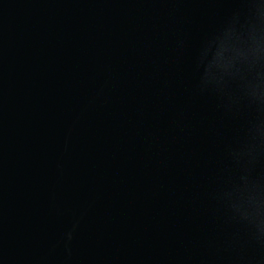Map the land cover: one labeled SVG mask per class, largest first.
<instances>
[{
	"label": "water",
	"instance_id": "95a60500",
	"mask_svg": "<svg viewBox=\"0 0 264 264\" xmlns=\"http://www.w3.org/2000/svg\"><path fill=\"white\" fill-rule=\"evenodd\" d=\"M262 23L264 0H0V264H264V65L234 46Z\"/></svg>",
	"mask_w": 264,
	"mask_h": 264
},
{
	"label": "clouds",
	"instance_id": "9594fccd",
	"mask_svg": "<svg viewBox=\"0 0 264 264\" xmlns=\"http://www.w3.org/2000/svg\"><path fill=\"white\" fill-rule=\"evenodd\" d=\"M234 46L240 49L247 63L251 65H264V28L259 30L256 28L244 38L238 40ZM253 79H259L260 82L254 85L251 81L249 87L252 91V95L259 100H264V73L258 71ZM261 136L262 142L259 146L264 147V133H261ZM256 148L257 145H252L249 148V155L254 154ZM256 190L257 185L255 184L254 191ZM251 201L254 205L256 220L255 226L261 232V234H264V200L257 201L253 196H251Z\"/></svg>",
	"mask_w": 264,
	"mask_h": 264
}]
</instances>
